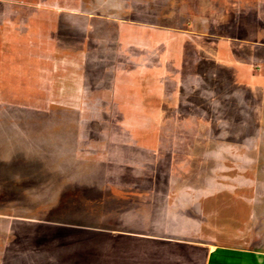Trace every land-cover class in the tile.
Returning <instances> with one entry per match:
<instances>
[{
	"label": "rangeland",
	"instance_id": "1",
	"mask_svg": "<svg viewBox=\"0 0 264 264\" xmlns=\"http://www.w3.org/2000/svg\"><path fill=\"white\" fill-rule=\"evenodd\" d=\"M172 247L263 256L264 0H0V264Z\"/></svg>",
	"mask_w": 264,
	"mask_h": 264
},
{
	"label": "crops",
	"instance_id": "2",
	"mask_svg": "<svg viewBox=\"0 0 264 264\" xmlns=\"http://www.w3.org/2000/svg\"><path fill=\"white\" fill-rule=\"evenodd\" d=\"M89 25H90V27H92L91 24H89ZM126 27H125V31H127V29H133L131 27L130 28H126ZM123 31L124 30L121 31L122 35H120V38H130V35H124ZM123 41H125V40H123ZM23 170H25V169L23 168ZM106 229L109 230L107 232L109 236H108V238H105L106 243H107V240L108 239L110 240L111 238H113L117 242L118 241L122 242V240L125 241V239H135V237H137V236L134 237V234L136 233V231L133 228L127 229V228H123V227H119V226H111V227H108ZM140 239H143V238H140ZM146 240H147L146 242L159 241V240H154L152 238H148V239L146 238ZM183 244L186 245L187 243L184 242ZM159 245H161V247L162 246L164 247L165 245L168 247L169 243H165L163 241H160ZM188 246H192V245L189 244ZM188 246L186 248L187 254L193 253V255L196 257L200 253L199 249H202V246L196 247V248H198L197 250L194 248H189ZM215 247L216 246H213L212 250H214ZM172 249H174V252L176 255V257H174V255H173V259L171 260L172 263H175V264H192L191 261L183 259V257H184L183 254L185 252L183 254H180L181 252H180L179 248L176 250L175 248L172 247ZM212 250H210V252H209L210 254L208 253L207 250L204 251L205 252L204 262L202 264H264V253L262 254L263 255L262 257H259L256 255V252L252 249L250 250V249H242V248H237V247L236 248L235 247L234 248L223 247L224 254L223 255L220 254L218 256H213V254L211 252ZM230 257H232L231 261H229ZM185 261H187V262L185 263Z\"/></svg>",
	"mask_w": 264,
	"mask_h": 264
}]
</instances>
